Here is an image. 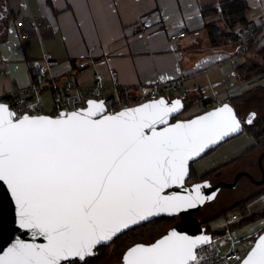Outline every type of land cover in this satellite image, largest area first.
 Masks as SVG:
<instances>
[{"label": "snow or ice", "instance_id": "6c2138e0", "mask_svg": "<svg viewBox=\"0 0 264 264\" xmlns=\"http://www.w3.org/2000/svg\"><path fill=\"white\" fill-rule=\"evenodd\" d=\"M85 103L55 117L18 114L0 103V185L14 201L19 227L45 241L18 239L0 254V264H87L98 246L151 218L203 204L206 184L165 193L184 188L190 162L242 130L228 103L175 123L169 120L183 107L179 99L118 112L104 100ZM209 242L207 235L171 230L128 247L122 264H199L197 251ZM240 264H264V235Z\"/></svg>", "mask_w": 264, "mask_h": 264}, {"label": "crops", "instance_id": "0c3cea01", "mask_svg": "<svg viewBox=\"0 0 264 264\" xmlns=\"http://www.w3.org/2000/svg\"><path fill=\"white\" fill-rule=\"evenodd\" d=\"M224 1L0 0V94L30 84L33 65L48 51L56 60L49 75L58 82L74 78L90 83L95 72L109 82V72L115 69L125 91L147 94L155 80L182 78L174 95L190 99L193 112L239 96L235 105L241 116L255 112L264 117V72L246 75L255 64L264 68V35L256 48L233 60L238 45H211L204 30L207 17L201 9ZM246 1L251 6L248 18L258 24L264 0ZM24 17L48 24L42 40L33 33L22 36ZM182 31L185 36L171 38ZM46 96L52 99L51 92H43L45 110L51 112ZM249 158L228 170L247 169Z\"/></svg>", "mask_w": 264, "mask_h": 264}, {"label": "built area", "instance_id": "2783aa9c", "mask_svg": "<svg viewBox=\"0 0 264 264\" xmlns=\"http://www.w3.org/2000/svg\"><path fill=\"white\" fill-rule=\"evenodd\" d=\"M19 26L22 36H29L33 33L40 40L44 37L43 31L48 28L46 22H41V20L33 17H24ZM255 28H259V31L255 40L250 41V36ZM236 32L241 36V41L231 55L233 60L257 46L264 35V15L260 17L258 24L252 23L249 26H239ZM185 35L186 32L182 31L172 34L171 38L175 40ZM55 63L56 60L53 54L44 51L41 59L33 65L34 78L32 82L27 86L12 88L1 93L0 102L12 103V107L18 114L28 112L37 115L47 112L44 108L46 100L43 98V92L50 91L52 110L48 113L56 114L64 109L73 110L84 107L85 102L90 98H106L105 102L108 109L117 110L123 106L154 99L161 95L171 96L181 86L182 81V78L155 80L152 82L150 91L147 94H138L125 91L126 86L121 82L119 73L115 69H111L109 72V82L104 80L101 72H95L93 81L90 83H84L74 78L58 82L52 75H49V68ZM81 65H84V63H81ZM111 95L113 98H108ZM262 201L264 205V195ZM240 214L237 211L231 215L228 222L225 220L221 231H211L210 242L200 246L197 251L200 258L199 264H238L242 261L252 247L256 235L239 236L237 230H235L237 229L235 222L241 218Z\"/></svg>", "mask_w": 264, "mask_h": 264}, {"label": "rangeland", "instance_id": "374dc122", "mask_svg": "<svg viewBox=\"0 0 264 264\" xmlns=\"http://www.w3.org/2000/svg\"><path fill=\"white\" fill-rule=\"evenodd\" d=\"M263 78V77H262ZM264 79V78H263ZM149 90V89H148ZM174 95V93H172ZM145 96V95H144ZM108 98L112 99L113 96H108ZM47 104L49 106V110L52 109V99L48 96H46ZM139 100V99H138ZM190 101V99H189ZM15 102V101H14ZM111 103V102H110ZM47 106V107H48ZM45 108V106H44ZM194 110H191V108L184 113V116H188L193 112ZM200 112V111H199ZM241 134V135H240ZM255 138L247 131V129H244L241 133L227 139L226 141L222 142L217 147L211 149L206 154H204L202 157L195 160L193 164V169L196 171L198 175L204 174L208 172L209 170L215 169L217 167H220L224 163L228 162L235 156L244 153L248 150H250L255 144ZM264 145L260 148H257L249 153H246L245 155L238 156L239 158L236 159L233 163L229 164L228 166H224L219 171H216L213 173L210 178L213 182H217L220 180H225L227 182H233L235 180V176L237 175V170L231 169L228 170L230 166H232L234 163L245 159V157L250 156L248 160V163L245 166H248L247 169H251L254 176L258 177L260 175H263V171L260 167V159L264 157ZM262 152L259 155V151ZM255 153V154H254ZM253 154V155H251ZM259 155V157H258ZM262 164L264 167V160H262ZM239 171V170H238ZM244 171V170H241ZM250 171V170H249ZM223 176H228V179H223ZM190 178V177H189ZM189 180V179H188ZM248 185L247 191H243V187ZM264 185V184H263ZM259 185V186H263ZM258 185H255L251 182V180L247 176L241 177V183L240 185L234 187H229L227 185H224L221 189V192L219 194L218 199L215 201H209L207 202L198 212L197 215L201 217V219L207 221L209 227V231H221L224 222L229 221L231 218V215L235 212L240 211L236 208L232 212L228 209L236 205L237 203H241L246 201V205L249 209L248 213H245L246 216L250 215L251 213H254L256 211H260L264 209L262 196L264 195V188H260ZM254 192L252 195L249 193ZM230 196V198L228 197ZM253 196V197H252ZM252 197V198H251ZM225 203V204H224ZM223 210V212L218 213V211ZM241 212V218L235 222V226L237 227V232L239 236L245 237L249 234H253L254 236L261 231L264 228V215L259 216L255 218L254 220H249L246 222H243V218L245 217ZM167 229L159 230V231H153L150 232L145 236L143 241H153L157 237H159L161 234L165 233ZM126 247L115 250H109L107 251L106 256L99 264H112L114 262L120 261L122 258V254L124 253V249Z\"/></svg>", "mask_w": 264, "mask_h": 264}, {"label": "trees", "instance_id": "16d2710c", "mask_svg": "<svg viewBox=\"0 0 264 264\" xmlns=\"http://www.w3.org/2000/svg\"><path fill=\"white\" fill-rule=\"evenodd\" d=\"M250 9L251 6L246 0H227L216 5H211L202 8L201 12L204 18L207 17V19L205 18L206 22L204 24V30L209 38V43L211 45H221L226 43H234L236 45H239L241 41V36L237 34L236 29L239 26H249L253 23L247 15ZM258 31L259 28H255V31L250 36V41L255 40ZM246 71L249 72L248 74H246L247 78H251L258 73L264 72V68L259 66V64H255L251 66V68H247ZM239 98L240 97L238 96L229 101L235 104L236 100H238ZM185 103L187 104L185 110L180 115L175 116L172 120H175L178 117H190L196 114L192 113L188 116H184L183 114L186 113V111H188L192 105V102H189L188 99H185ZM245 129H247V131L255 138L256 142L250 150L244 152L242 155H245L246 153H249L264 145V117L255 116V119L253 120L252 124H248ZM239 157H236L230 162L223 164L215 169L209 170L208 172L201 175H198L196 171H194L193 164L191 163V175L188 181L194 182L197 180L210 178L213 173L219 171L224 166H228L229 164L233 163ZM236 208L240 211V213L243 212V215L245 213H248L249 211L246 205V201L237 203L232 208L230 207L228 210L232 212ZM263 215L264 209L251 213L247 216L245 214L243 222L254 220L255 218ZM176 220L177 217L175 216H165L145 222L142 225L137 226L133 231H129L126 234L119 236V238L114 239L109 244L99 246L98 254L96 256L89 257L87 264H99L106 256L107 251L111 249L120 250L123 247L127 248L133 245L134 243L143 241L145 236L150 232L169 229L176 222Z\"/></svg>", "mask_w": 264, "mask_h": 264}, {"label": "water", "instance_id": "95a60500", "mask_svg": "<svg viewBox=\"0 0 264 264\" xmlns=\"http://www.w3.org/2000/svg\"><path fill=\"white\" fill-rule=\"evenodd\" d=\"M161 98H164L166 101L169 102V104H171L175 100L179 99L181 101V104L183 105V107L179 110V112L173 114L172 118H170V120H169V123H175L177 121H186V120L194 119L197 116L206 114L207 112L214 110L215 108L221 106L223 103H228L237 111L238 117L241 118V120H242V130L239 133H241L246 128V126L248 125V124H244L243 123V119L246 116H241L238 113L236 105L233 102L229 101V100L224 101V102L219 103V104H216V105L211 106L209 108H206V109H204V110H202V111H200V112H198V113H196V114H194V115H192L190 117H178L175 120H172L175 116L180 115L185 110L186 105H187L185 103L184 96L180 95V94L179 95H174V96L161 95V96H159L157 98H154V99L143 100V101L137 102L135 104L123 106V107H121V108H119L117 110H109V111L110 112H118V111L123 110L124 108L136 107V106H139L141 104H145V103H149L151 101L159 100ZM91 99L104 100V101L106 100V98H90L88 100H91ZM0 103L8 104L10 109L15 111L14 108L12 107V105H13L12 103H9V102H0ZM105 105L107 107L106 102H105ZM84 107H86V105ZM84 107H78V108L73 109V110L64 109V110H62V111H60V112H58L56 114L44 112V113L37 114V115H47V116L55 117V116H58L61 112H70V111H74V110H77L79 108H84ZM24 114L33 115V114L28 113V112H26ZM239 133L233 134L230 137L225 138L223 141H221L217 145L211 146L200 157H202L204 154H206L211 149H213V148L217 147L218 145H220L222 142L226 141L227 139H229V138H231V137H233V136H235V135H237ZM200 157H198V158H200ZM198 158H196L195 160H197ZM191 163L192 162H190V164H189V177L191 175ZM260 167H261V169L263 171V175H264V167H263V164H262V158L260 159ZM242 175H247L249 178H251L253 181H256L258 184L264 182V177L261 180H256L254 174L251 171L244 170V171H240L239 173H237L236 179L233 182H227L225 180H220V181H217V182H213L211 180V178H205V179L197 180V181H194V182H189L188 181L189 178H188V179L185 180L184 188L173 186L172 188L167 189L165 194H170V193L186 194V190L187 191H191L192 188L196 184H201V185H205L206 184L207 187H202V189H201V194L203 196H205L206 199H205L203 204H200V205H198L195 208L187 209L185 211H182L181 213H178V214H175V215L160 214L158 216H155V217L151 218L150 221L154 220L156 218H159V217L175 216V217H177V220L169 229H167V231L165 233L161 234L155 240L149 241V242L140 241V242H137V243H152V242H155L156 240L160 239L163 235L168 234L171 230H176L180 234L189 235V236H191L193 238L201 236V235H207L208 237H210V240H211L212 232L208 230V226L207 225H203L202 224V219H201L200 216L197 215V212L207 202L214 200L217 197L219 191L221 190V188L224 185H227L229 187H235L238 184L239 179H240V177ZM208 197H212V198L209 199ZM261 235H264V228L256 234L254 243H253L252 247L250 248V250L248 251V253L255 246V244L258 243L259 237ZM18 239L22 240L24 242H36V243H44L45 242L42 237H33V235H32L30 230L22 229V228L19 227L17 209H16V206L14 204V201H13L12 197L10 196L9 191L6 188V186L0 185V254H2L4 251H6L7 248L10 247L13 243H15ZM98 247L95 249L97 254H98ZM244 258H246V255H245ZM240 262L238 264H240ZM112 264H122V260L114 262Z\"/></svg>", "mask_w": 264, "mask_h": 264}, {"label": "flooded vegetation", "instance_id": "af4514ba", "mask_svg": "<svg viewBox=\"0 0 264 264\" xmlns=\"http://www.w3.org/2000/svg\"><path fill=\"white\" fill-rule=\"evenodd\" d=\"M263 160V159H262ZM251 172H252V170L251 169H249ZM253 173V172H252ZM242 176H247V175H242ZM248 177V176H247ZM249 178V177H248ZM235 179H236V176H235ZM250 180H251V182L253 183V184H255V185H259L256 181H253L251 178H249ZM255 179L256 180H260L259 178H257L256 176H255ZM235 181V180H234ZM240 183H241V177H240V179H239V182H238V184L236 185V186H238V185H240ZM260 184H262V183H260ZM235 186V187H236ZM234 187V188H235ZM222 189V188H221ZM247 189H248V185L247 186H244L243 187V191L245 192V191H247ZM220 192H221V190L219 191V193H218V195H217V197L213 200V201H215L218 197H219V194H220ZM254 192H251V193H249L250 195H252ZM228 197V196H227ZM228 198H230V196L228 197ZM225 204V203H224ZM222 213L223 212V210H221V211H218V213ZM202 224L203 225H207L208 227H209V225H208V223H207V221H205V220H203L202 219ZM145 241V240H144ZM147 242H149V241H147ZM127 248H125L124 249V252H125V250H126ZM122 260V259H121Z\"/></svg>", "mask_w": 264, "mask_h": 264}]
</instances>
